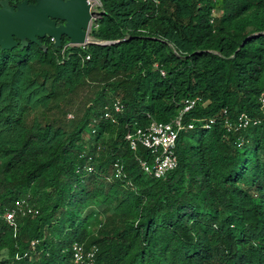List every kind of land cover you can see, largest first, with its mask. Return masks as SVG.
I'll return each mask as SVG.
<instances>
[{
	"label": "trees",
	"instance_id": "1",
	"mask_svg": "<svg viewBox=\"0 0 264 264\" xmlns=\"http://www.w3.org/2000/svg\"><path fill=\"white\" fill-rule=\"evenodd\" d=\"M100 3L84 45L0 48V264H72L75 241L97 264H264V0ZM195 97L184 120L214 123L145 173L125 134ZM241 112L260 122L228 131ZM18 199L37 213L11 226Z\"/></svg>",
	"mask_w": 264,
	"mask_h": 264
},
{
	"label": "built area",
	"instance_id": "2",
	"mask_svg": "<svg viewBox=\"0 0 264 264\" xmlns=\"http://www.w3.org/2000/svg\"><path fill=\"white\" fill-rule=\"evenodd\" d=\"M92 1L97 2V7L101 6L100 0H88L91 8L93 5ZM199 101V97L184 99L183 107L180 109L178 115L171 120L167 122L151 121L149 125L136 127L125 134V140L130 149L136 150L140 145L150 151L152 157L151 163H148L144 159H139V164L145 173L159 178L174 169L177 165V156L175 153L176 141L180 132L194 129L197 125L201 128L208 129L214 123L215 118H192L184 120L185 113L192 109ZM258 101L260 109L264 112V91L259 95ZM113 109L119 112L122 106L117 101L113 103ZM104 116L112 120L114 119L108 107H105ZM259 122V118L251 117L245 112L238 114L234 121H231L229 118L224 119L227 130L232 132H239ZM238 142L241 144L243 139L238 138ZM115 168V176L120 177L122 175L121 167L115 164ZM32 212L37 213V210H34L27 200L18 199L15 201L14 206L5 210L3 217L9 225L15 226V218L18 214L24 216ZM97 252V245L87 244L85 241H75L71 245L72 264H97Z\"/></svg>",
	"mask_w": 264,
	"mask_h": 264
},
{
	"label": "water",
	"instance_id": "3",
	"mask_svg": "<svg viewBox=\"0 0 264 264\" xmlns=\"http://www.w3.org/2000/svg\"><path fill=\"white\" fill-rule=\"evenodd\" d=\"M92 17L88 0H21L15 6L0 0V48L12 49L19 43L23 48L32 42L46 50L39 40L44 37L51 38L57 48L63 36L71 45H84L89 42ZM56 20L63 23L57 25Z\"/></svg>",
	"mask_w": 264,
	"mask_h": 264
},
{
	"label": "rangeland",
	"instance_id": "4",
	"mask_svg": "<svg viewBox=\"0 0 264 264\" xmlns=\"http://www.w3.org/2000/svg\"><path fill=\"white\" fill-rule=\"evenodd\" d=\"M92 4L93 5H92V8H91V11L93 13V17L91 19L90 26H91L92 22L98 17V13H97V2L96 1H92ZM90 26H89V29H90ZM87 36H88V39H90V37H89V30H88ZM68 46H72V45L70 44ZM76 46H78V45H76Z\"/></svg>",
	"mask_w": 264,
	"mask_h": 264
},
{
	"label": "flooded vegetation",
	"instance_id": "5",
	"mask_svg": "<svg viewBox=\"0 0 264 264\" xmlns=\"http://www.w3.org/2000/svg\"><path fill=\"white\" fill-rule=\"evenodd\" d=\"M9 2H10V1H9ZM10 4L13 5V6L16 5V3H10ZM62 23H63V21L56 20V24H57V25L62 24ZM63 37H65V36H63ZM63 37H62V38H63ZM44 38H45V37H44ZM62 38H61V40H62ZM66 38H67V37H66ZM67 39H68V38H67ZM68 41H69V39H68ZM67 45H70L69 42H67Z\"/></svg>",
	"mask_w": 264,
	"mask_h": 264
}]
</instances>
